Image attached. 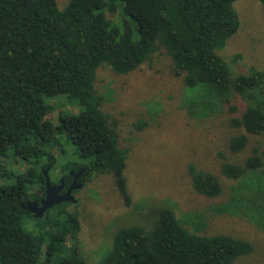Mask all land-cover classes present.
I'll return each mask as SVG.
<instances>
[{
    "label": "trees",
    "instance_id": "1",
    "mask_svg": "<svg viewBox=\"0 0 264 264\" xmlns=\"http://www.w3.org/2000/svg\"><path fill=\"white\" fill-rule=\"evenodd\" d=\"M237 1L67 0L60 7L59 0H0V264H88L76 203L55 205L41 218L23 206L45 197L44 171L50 176L59 162L66 185L81 169L83 187L93 175L112 174L129 200L131 147L121 144L118 120L105 108L98 71L106 66L127 75L159 51L182 80L188 117L235 115V101L245 103L230 119L241 132L228 140V152L238 155L251 145L249 154L242 162L223 156L220 173L233 185L228 200L214 202L211 210L258 220L264 232V149L252 142L264 135V70L238 72L240 54L223 55L240 27ZM258 1L264 9V0ZM63 104L79 112L71 114ZM58 109L53 123L50 115ZM11 156L29 168L9 171L3 159ZM188 173L196 193L222 197L220 177L193 163ZM205 223L203 215L183 219L169 205L151 228L118 229L96 264H235L254 251L249 240L204 232Z\"/></svg>",
    "mask_w": 264,
    "mask_h": 264
},
{
    "label": "rangeland",
    "instance_id": "2",
    "mask_svg": "<svg viewBox=\"0 0 264 264\" xmlns=\"http://www.w3.org/2000/svg\"><path fill=\"white\" fill-rule=\"evenodd\" d=\"M66 2L59 0V6L64 7ZM235 8L240 27L229 39L223 55L229 59L240 54L239 63L234 65L238 72L244 73L250 67L264 70V9L258 0H239ZM96 86L106 95V110L118 120L121 144L131 147L125 168L129 200L112 174L93 175L82 189L75 190L82 217L78 240L87 263H97L110 248L118 229L130 225L151 228L159 210L171 205L183 219H187L188 213L203 215V231L208 234L227 233L249 240L254 251L235 264H264V232L259 221L245 215L214 214L211 210L214 202L228 200L233 185L220 173L223 156L242 162L249 154L251 145L238 155L228 152V140L241 132L232 128L230 119L240 116L245 103L235 101L240 107L235 115L227 113L204 120L188 117L181 104L182 80L173 73L171 61L162 51L150 63L127 75L101 67ZM61 108L71 114L79 112L74 105L63 104ZM59 110L50 115L53 123L57 122ZM139 122L146 125L140 131L134 130ZM252 142L264 149V135ZM54 154L58 156L57 151ZM3 162L14 173L29 168L17 157ZM190 163L220 177L224 186L221 198L212 200L194 191L188 173ZM49 174L53 184L60 182L61 163L55 164Z\"/></svg>",
    "mask_w": 264,
    "mask_h": 264
},
{
    "label": "water",
    "instance_id": "3",
    "mask_svg": "<svg viewBox=\"0 0 264 264\" xmlns=\"http://www.w3.org/2000/svg\"><path fill=\"white\" fill-rule=\"evenodd\" d=\"M49 169L44 171L45 176V197L41 199L40 204L37 202H28L23 208L33 214L35 218H41L44 214L53 206L61 204L63 202L77 203L73 195L74 190H80L83 188L82 183H77L78 179L84 174L85 169L79 170L77 173L71 172L74 180L72 185L68 188L65 194L60 195V191L63 189L65 179L62 178L58 185L53 184L48 175Z\"/></svg>",
    "mask_w": 264,
    "mask_h": 264
},
{
    "label": "flooded vegetation",
    "instance_id": "4",
    "mask_svg": "<svg viewBox=\"0 0 264 264\" xmlns=\"http://www.w3.org/2000/svg\"><path fill=\"white\" fill-rule=\"evenodd\" d=\"M73 180H74V178H73V176H72V181L70 182V184H69V185H66V183L64 184L63 189L60 191V195L65 194V193L67 192L68 188L72 185ZM59 183H60V182H58L56 185H58ZM77 183H81V182H80V178L78 179ZM75 192H76L75 190L72 192L73 195L75 194ZM40 201H41V199H40ZM40 201H39L38 204H40Z\"/></svg>",
    "mask_w": 264,
    "mask_h": 264
}]
</instances>
